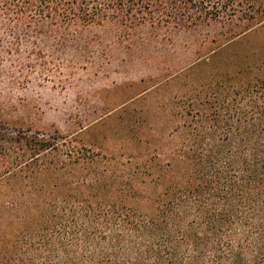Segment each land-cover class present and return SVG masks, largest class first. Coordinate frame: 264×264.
<instances>
[{"label": "trees", "instance_id": "16d2710c", "mask_svg": "<svg viewBox=\"0 0 264 264\" xmlns=\"http://www.w3.org/2000/svg\"><path fill=\"white\" fill-rule=\"evenodd\" d=\"M257 3L0 0V7L18 20L67 29L220 23L232 27L230 40L239 43L259 25ZM231 57L238 62L227 73L232 85L209 86V98H192L182 126L170 132L181 130L180 148L169 146L167 159L155 150L149 159L120 163L116 170L126 178L107 172L116 157L81 149L57 161L55 144L25 138L13 144L31 153L6 166L5 140L0 223H6V255L0 252V264H264V63L242 65L237 54ZM217 92L227 96L218 99ZM82 169L96 175L78 180L74 172Z\"/></svg>", "mask_w": 264, "mask_h": 264}, {"label": "rangeland", "instance_id": "374dc122", "mask_svg": "<svg viewBox=\"0 0 264 264\" xmlns=\"http://www.w3.org/2000/svg\"><path fill=\"white\" fill-rule=\"evenodd\" d=\"M256 1L259 25L239 43L230 40L232 27L220 23L129 32L109 23L67 29L18 20L0 7V145L6 140V166L31 153L13 144L20 138L52 142L59 148L52 154L57 161L81 149L87 156L116 157L106 163L116 179L128 177L116 170L125 161L149 159L155 150L167 159L169 146L180 148L181 130L170 132L182 126L188 102L209 98V86L234 82L227 75L238 68L231 53L242 65L264 63V0ZM88 175L96 173L82 169L73 176ZM5 203L6 188L0 187V210ZM2 210L6 220V206ZM0 236L6 255V223H0Z\"/></svg>", "mask_w": 264, "mask_h": 264}]
</instances>
